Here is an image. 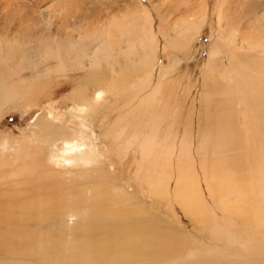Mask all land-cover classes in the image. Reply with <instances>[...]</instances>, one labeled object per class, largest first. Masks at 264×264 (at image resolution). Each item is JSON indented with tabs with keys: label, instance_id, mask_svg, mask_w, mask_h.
Returning <instances> with one entry per match:
<instances>
[{
	"label": "bare ground",
	"instance_id": "obj_1",
	"mask_svg": "<svg viewBox=\"0 0 264 264\" xmlns=\"http://www.w3.org/2000/svg\"><path fill=\"white\" fill-rule=\"evenodd\" d=\"M156 10V16H159L156 31L153 17H145L146 22L142 28L146 38L127 39V46L124 44V47L121 43L123 30L120 28L122 31H114V24L111 23L104 26L102 32L92 38V42L77 41L76 51L87 50V53L76 63L73 58L66 56L63 49L65 47L62 48L59 44L49 46L45 45L46 43L40 44L43 48H38L35 56L32 55L34 53L29 55L28 52H23L20 60L11 52L12 42L6 35L1 36L0 115L11 103L15 102L17 106L20 102L18 99L28 97L34 90L33 87L41 91L47 88L51 70L44 64L48 58L57 56L58 68L84 69L86 74L69 93L72 98L77 97V100H73V112H67V116L62 112L58 113L59 116L47 112V126L52 128L55 138L51 137L45 144L39 140L42 147L37 148L41 155L34 153L36 156L31 157V149L25 148L22 141L14 142L13 139L5 143L7 147L4 146L3 151L1 149L0 264H234L212 257L208 247L206 253L209 257L198 254L204 251L202 242H190V249H186L184 244V248H171L169 244L173 241L168 236L171 243H168V239L166 243L164 239L146 235V232L138 233L145 228L136 224L137 221L135 222L129 209L134 204L132 195L119 189L121 186H116L117 184L112 187L107 183L104 164L111 165V169L120 176L123 172L127 173L130 180L142 173L143 178L149 181L147 187L158 185L157 188L163 186V189H169V199L179 200L181 204L178 206L181 205L195 218L199 219L205 214L215 219L217 214L215 215L214 209L206 204L207 200L212 201L229 220L235 215L240 217L241 222L250 227L246 231L247 238L250 236V240L256 241V245L263 244L264 24L252 29L247 23L250 24L258 17H249L247 23L243 21L242 27H245L243 30L247 27L252 30L238 33L240 36L236 34L238 40L231 41L238 50L235 54L231 49L230 53L227 52L230 54L227 63L231 64L232 61V76L230 80L227 79L228 81L219 85L218 91L223 93L222 103H219V93H215L214 104L209 90H204L202 106H217V114L213 115L216 118L210 114L206 115L210 112L204 113L207 116L206 123L203 125L201 120L194 137L189 138L185 136L186 133L176 141L177 136L171 138V135H174L171 134V141L169 138L164 141L158 136L162 122L167 120L166 116L170 114V109L168 111L166 106L169 102V89L173 88L174 81L173 78L165 76L161 78L160 75L163 74L157 64H154L157 60V46H160L158 38L164 37L170 46L182 53L201 26L199 21L184 17L164 30L160 10ZM198 11L196 9L195 14ZM198 17L204 22L205 14L201 13ZM218 19L217 22L221 18ZM166 25L168 26L165 24V27ZM229 34L236 36L235 33ZM112 39L115 42H112ZM145 43L149 48L142 53L144 48L141 51L140 46L144 47ZM3 44L9 46L7 52ZM75 44L76 42H72L71 48ZM243 55L247 57L240 60L238 56ZM27 69L30 70L29 74L24 76L22 72ZM13 77L18 78V81L13 80ZM129 78H133V81L142 87L156 79L155 91L148 101L144 104L142 102L143 105L136 106L134 113L128 109L123 110L110 124L105 135L109 137L112 147H116L114 152L119 161L113 164L105 163L102 162V159L106 158L105 155L104 158L100 155L98 165L91 158L97 149L93 146L88 110L97 106L96 99L101 96L103 88L110 89L115 95L126 91ZM241 106L242 108H239ZM221 107L225 110L222 120L217 119L218 109ZM84 109L86 112L83 113ZM54 110L58 109L55 107ZM209 111L212 113V109ZM239 112L244 120L238 119ZM239 123L244 129L239 127ZM1 141L3 140L0 139V145ZM232 151L235 153L231 159L229 153ZM133 162L137 164L136 167ZM200 225H203L202 220L195 222L197 228ZM211 226L213 237L218 236V224L212 223ZM178 239L175 238L176 241ZM234 242L240 245L238 241ZM249 242L252 243L247 240L245 244L241 243V246L248 249L247 246H253L248 244ZM238 264L254 263L242 258Z\"/></svg>",
	"mask_w": 264,
	"mask_h": 264
},
{
	"label": "rangeland",
	"instance_id": "obj_2",
	"mask_svg": "<svg viewBox=\"0 0 264 264\" xmlns=\"http://www.w3.org/2000/svg\"><path fill=\"white\" fill-rule=\"evenodd\" d=\"M157 6H159V8H155ZM156 9L160 10L161 23L164 25V30L169 29L171 23L179 22L184 17L191 19V21H199L201 26L199 32L193 38L188 48L182 53L175 47L170 46L164 37L162 38V36H159L158 38L160 46H157V60L154 64H157L161 74H163L160 75L161 78L162 76H165L167 78H173L174 81L173 88L169 89V102L166 106L168 111L170 109V114H168L169 116H166L167 120L162 122L163 126H161V130H159L158 137L159 139L162 138L164 141L169 138L171 141V138L177 136V141L186 133L187 135L185 136L189 138L191 136L194 137L201 125V120L204 122L203 125H205V119L208 114L212 117L217 114V111H215L217 106H202L204 99L203 92L204 90H209L208 92L211 94L210 97L214 101V104H216L215 93H219V85L223 84L227 79L230 80L232 76V61L229 60L231 61V64L227 63V57L230 56V54H228L230 53V49L231 52L235 54L237 53L238 48L236 45H232L235 43H232L231 41L234 39L238 40L237 35L240 36L244 31L252 30L255 27L257 29L264 24V0H0V38L3 35L7 36V39L12 42L11 46L13 47V51H10L13 52V56L16 55L20 60L23 56V52H28L29 55L34 53L32 55L35 56L38 51L37 49H42V45L46 43L45 45L49 46L58 44L62 45V48L65 47L63 49L65 50L64 53H66V56L68 58H73V62L76 63L77 60L83 58L87 53V50L76 51L77 41L86 43L92 42V38L98 33H101L104 26L111 25V23L114 24L112 25V29H115L114 31L123 30L124 33L122 35L123 39L121 43L124 47L127 46V39L138 40V37L146 38L144 35L145 31L142 28L143 23L146 22L145 17L147 15L153 17L152 20H154L156 31V25L159 18V16H156ZM196 9L199 10V13L197 12L195 14ZM201 13L202 15L205 14L204 22L198 17V15L201 16ZM254 13L255 15H253ZM255 16L258 17L256 18L257 20H253L249 24L248 18L254 17L253 19H255ZM218 17L221 18V22H217L219 20ZM243 21L245 23L248 22L247 26L252 29L247 27L243 30L245 28L242 27L244 23ZM223 22L224 24H222ZM230 23L231 25H229ZM165 24H168V26L166 25L165 27ZM218 25L222 28L220 29ZM128 31L130 34L127 33ZM229 33H235V35H237L232 36ZM49 42L50 44H53L50 45L48 44ZM72 42H76V44L71 48L70 45ZM112 42H115L114 39H112ZM230 43L231 47L233 46L232 48L230 47ZM146 44L147 43L144 44V47L143 45L140 46V49L142 48L141 51L144 48L142 53H145L147 48H149ZM214 44H216V46ZM3 46L6 49L5 52H7L9 46L6 45V47L5 44H3ZM227 49H229V51ZM243 57L247 56H238L240 60H242ZM56 58L57 56L54 58H48L44 64L45 67L50 68L51 70L49 78L47 79L49 83L46 86L47 88H44V90L41 91L33 87L34 90L31 91L29 96L27 95L28 97L24 96V99H18L20 102L17 106H15L16 103L13 101L14 103H11L10 106L4 110L2 115H0V139L3 140L1 141L2 146L0 145V152L7 147L5 143L7 144L10 139H13L14 142L22 141L25 148L27 147L28 150L31 149V157L41 155V153H39V148L40 146L42 147L41 142L43 141L45 144L47 141L51 140V137H53L52 133H54L52 128H48L47 126L49 125V116L47 115V112H51V114L53 113V116H59L61 112L63 115L65 114V116H67V112H73V100H77V97L72 98L69 93L77 85L79 79L85 78L83 76H85L86 72L84 69L78 68H58V60ZM112 59H114V57H112ZM28 70L29 69L23 71L22 74L27 76L30 71ZM13 80L18 81V78L13 77ZM155 82L156 79H153L142 87L133 81V78H129L127 83L129 86L122 94L115 95V93L112 94L110 92V89L105 90L103 88L104 91L100 96L101 98L96 97L99 99H96L97 106L88 110V114H90L91 117L90 124L92 127L91 134L93 138V146L99 153L98 154L97 151L96 154L93 153L91 157L93 162L100 165L99 160H101V156L104 158V155L106 158L102 159V162L113 164L119 161V158L116 157V153L114 152L116 147H112L111 141L109 137L105 135V132L123 110L125 111L128 109L134 113L137 105L142 104V102L144 104V102L148 101L155 91ZM219 94V103H222L221 100L223 99V93ZM24 100H26V102L22 103ZM55 107L58 110H54ZM239 108H242V106ZM208 109H212V113ZM224 111L223 107L218 109L217 119H223ZM82 112H86L85 109ZM204 113H207V116ZM241 118L244 120L241 112H239L238 119L240 120ZM176 125L177 127L175 128ZM239 125L241 129H244L240 123ZM202 130L203 127L201 131ZM171 134L174 135L172 136ZM34 153H36V155ZM234 153L233 151L229 153L231 159ZM95 157L97 159H95ZM129 158H131V155H129ZM133 163L136 167L137 164L135 162ZM104 167L108 174L107 176V174L104 173L107 177V183L112 187L114 184H117L116 186H121L119 189L132 195L134 204L131 205L129 209L131 210L135 222L137 221L136 224L143 225L142 227L145 228V230H140L138 233L144 234V232H146V235H151L156 239H164L165 242H168L169 240L168 243H171L170 238H172L171 240L174 244L173 242L169 244L171 248H184L182 247L184 244L186 249H190L192 246L190 242H202L204 244V251H197L198 254L201 253L204 254L202 256L209 257L206 251L211 250L210 254H213L212 257L214 256V258L228 260L234 264H238L242 258L245 259V261L254 264L264 263V254H261L264 253V239L263 244L256 245V241L250 240L252 239L250 236L247 238L246 231L249 230L250 227L248 226V229L246 224H243V221L241 222V218L237 215L233 216V219L230 218V220L228 216H225V218L221 211L218 210V205H214L212 201L206 199V204H209L211 209H214L215 215H217L214 219L213 217L209 218L204 214L203 217H199V220L198 218L189 215L181 205V207L178 206L180 203L179 200L176 201V199H169V189H163L165 187L159 186L160 190L157 188L158 185L153 187H150L149 185L147 187L149 181H146V179L143 178L144 175L142 173L139 174L140 176H137L136 178L133 177V180H130L127 173L123 172L120 176L113 168L111 169V165L104 164ZM137 181L139 182L137 183ZM160 192H162V194ZM129 198L131 199V197ZM166 202L168 204H166ZM132 210L136 213L134 214ZM201 220L203 225H200L197 228L195 222ZM212 223H217L218 230L220 232L222 231L221 234L218 232V236L216 237H213L214 235L211 233ZM151 225H153V227ZM224 226L228 230H226ZM161 232L164 233L160 235ZM133 233L136 234L137 232L133 231ZM155 235L158 236L156 237ZM164 235L166 236V239ZM159 236H161V238H159ZM221 237L223 238L221 239ZM258 237L260 238V234H258ZM175 238L176 240L179 238L178 241H176ZM247 240L252 241V243L249 242L248 244L253 246H247L248 249H245L241 246V243L245 244L244 242H247ZM234 241H238L240 245H237ZM176 243H178V245ZM207 247L208 250H206Z\"/></svg>",
	"mask_w": 264,
	"mask_h": 264
}]
</instances>
